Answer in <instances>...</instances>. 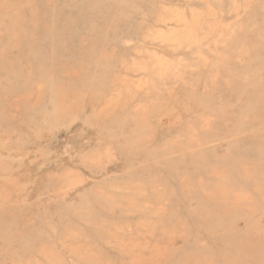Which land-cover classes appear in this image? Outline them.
I'll return each mask as SVG.
<instances>
[{
    "label": "rangeland",
    "instance_id": "obj_1",
    "mask_svg": "<svg viewBox=\"0 0 264 264\" xmlns=\"http://www.w3.org/2000/svg\"><path fill=\"white\" fill-rule=\"evenodd\" d=\"M0 264H264V0H0Z\"/></svg>",
    "mask_w": 264,
    "mask_h": 264
}]
</instances>
